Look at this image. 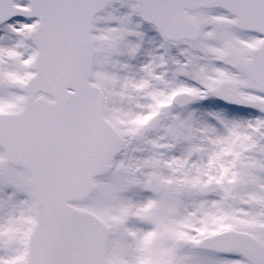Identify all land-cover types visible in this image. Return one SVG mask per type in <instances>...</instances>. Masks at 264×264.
Masks as SVG:
<instances>
[{"label":"snow or ice","instance_id":"1","mask_svg":"<svg viewBox=\"0 0 264 264\" xmlns=\"http://www.w3.org/2000/svg\"><path fill=\"white\" fill-rule=\"evenodd\" d=\"M0 264H264V0H0Z\"/></svg>","mask_w":264,"mask_h":264}]
</instances>
